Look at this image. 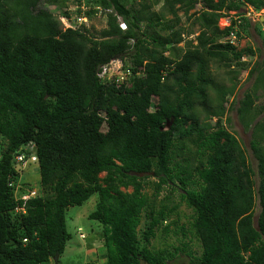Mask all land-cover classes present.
<instances>
[{"label":"trees","instance_id":"16d2710c","mask_svg":"<svg viewBox=\"0 0 264 264\" xmlns=\"http://www.w3.org/2000/svg\"><path fill=\"white\" fill-rule=\"evenodd\" d=\"M124 1H75L76 14L86 19L99 12L95 8L110 11L96 36L86 23L62 30L47 8L57 0H0V264L58 260L70 239L66 210L93 195L97 202L88 218L102 227L106 264H264V154L251 146L254 172L221 126L226 93L219 91L215 123L199 125L193 113L195 101L210 104L209 61L253 56L250 48L227 43L231 31L249 27L248 17L236 14L222 30L219 20L248 7L260 12L264 0H196L201 10L189 16L198 26L196 44L188 41L182 54L176 48L184 34L177 11H191L195 0H165L171 19L153 12L147 0H140L139 9ZM115 58H128L131 65L125 66L139 74L122 88L97 76ZM252 105L247 95L241 112ZM188 139L205 158L197 166L188 157L176 160ZM26 146L33 149H21ZM21 153L36 157L46 196L22 201L23 189L16 196L14 157ZM149 177L156 179L152 200L143 193ZM164 189L170 193L155 208ZM176 190L194 212L191 232L199 256L182 259L181 248L174 254L148 248L154 231L179 208L167 206Z\"/></svg>","mask_w":264,"mask_h":264},{"label":"rangeland","instance_id":"374dc122","mask_svg":"<svg viewBox=\"0 0 264 264\" xmlns=\"http://www.w3.org/2000/svg\"><path fill=\"white\" fill-rule=\"evenodd\" d=\"M75 1L57 0L55 4L47 6L48 10L60 21L62 30L69 28V26H75L77 24L75 20L82 18V14H76L78 5ZM164 1L147 0V2L154 4L152 8L153 12L162 14L166 19H169L172 16L168 12L169 8H164ZM195 2L197 1L195 0ZM123 4L132 9H139L141 3L140 0H125ZM199 4L197 2L195 8L186 14L184 10L178 9L177 11V15L180 18L179 26L183 28L185 38H188L191 34L192 36L189 38L193 37L192 39H194L198 34V26L194 21L195 19L189 16L201 10V5ZM82 7L81 4V8L79 9L81 13L84 12ZM175 8H178V6ZM64 12L70 15L69 19H65L62 16ZM102 13L98 12L90 19L85 18L90 33L96 36L100 30L106 27L107 16L105 14L110 13V11L106 10L104 14ZM239 13H243L248 17L250 25L245 29H238L235 47L237 50L250 48L253 51V56H246L240 62L236 60H229L228 62H219L218 60L209 61L207 74L212 79V85L208 87L207 95L210 104L209 106H202L195 101L193 113L199 125L215 123L218 119L214 115L219 110L217 107L220 95L219 91L226 93V102L223 104V112L219 118L221 126L236 138L245 153L250 167L256 172L257 160L251 146L255 145L260 148L264 154V8L260 12H254L251 8H244L238 13L231 12L228 17L219 20L218 27L221 29L225 28L229 25V20ZM161 35L163 36L165 33L161 32ZM188 40L185 42H188ZM181 47L177 46V48ZM166 54L168 53L166 52ZM123 62L124 64L131 65L128 58L123 59ZM254 68H256V71L250 75ZM247 95L253 100V105L249 111L242 113V102ZM183 144H185L187 150L183 152L182 157L176 159L178 162L183 163V158L188 157L194 166H197L201 161H204V157L195 154L197 148L193 145L191 139L184 140ZM4 149L5 143L0 137V153ZM32 149L31 147L30 151ZM17 172L18 183L17 190L15 191L16 196L19 194L18 189H23L24 194L34 192L35 196L47 195L39 186L37 161L31 162V160H27L25 166L18 168ZM104 175L101 174L100 178H103ZM254 180L257 181V176H255ZM155 183L156 179L149 177L143 184V193L151 200L155 192ZM131 191V188L126 189V192ZM169 193V189H164L160 193L157 200H155V208L160 205V200L168 196ZM48 194L50 195V193ZM180 194L181 191L176 190L170 196V200L167 202L168 208H171L172 205H179V208L168 217L162 226L154 231V237L150 240L148 248L154 252L164 251L169 254H174L175 249L181 248L184 250L181 258L186 259L185 256L188 254L199 256L201 247L191 232L194 212L180 199ZM96 202L97 196L93 195L82 206L69 207L66 210V228L70 239L67 242L64 253L58 260L51 259L50 264H106L102 249V227L96 221L88 218L89 214L94 211ZM146 212L142 214V223L138 231L139 234H141L145 227ZM258 212L259 208L256 206L254 220H256ZM164 226H168L167 232L164 231Z\"/></svg>","mask_w":264,"mask_h":264},{"label":"built area","instance_id":"2783aa9c","mask_svg":"<svg viewBox=\"0 0 264 264\" xmlns=\"http://www.w3.org/2000/svg\"><path fill=\"white\" fill-rule=\"evenodd\" d=\"M80 8H81V6H80ZM96 9H98V11L101 12V10H99V8H96ZM82 10H85V8L82 7ZM75 22L77 24L74 23L75 26H69V28H76V26L78 27L81 23H86V20L84 17H82V18H77L75 20ZM118 26L121 30L126 29L125 24L121 21H119ZM227 43L232 45V46H236V43H237V31H236V29H234L233 31L230 32V34L227 38ZM122 62L123 61L122 60L120 61V59H112L108 63L100 66L99 71L97 73L98 78L100 80L109 81V82L114 81L116 86H118V88H122L123 87L122 85L129 84V80H131V78L133 76H136L139 74L132 73L131 69L129 67H126L124 62L122 64ZM27 148H29V150H30L31 147L27 146L24 148V150ZM27 160H31V162L37 161L36 157L33 155L30 156L29 158H26L23 153L16 154V156L14 157V169H15V171L17 172L18 168L25 166ZM34 196H35L34 192H30V193L28 192L27 194L22 195L19 199L22 201H26L27 199L34 197ZM22 211H23L22 208H16L14 210L15 213H21ZM25 241L26 240H24V242Z\"/></svg>","mask_w":264,"mask_h":264},{"label":"crops","instance_id":"0c3cea01","mask_svg":"<svg viewBox=\"0 0 264 264\" xmlns=\"http://www.w3.org/2000/svg\"><path fill=\"white\" fill-rule=\"evenodd\" d=\"M248 8H250V7H248ZM244 9V8H243ZM247 9V8H246ZM252 9V8H251ZM249 10V9H248ZM243 14V13H242ZM165 17V16H164ZM172 18V17H171ZM171 18H169V19H171ZM223 18H226V17H223ZM166 19V18H165ZM222 19V18H221ZM230 23V22H229ZM230 25V24H229ZM228 25V26H229ZM228 26H226V27H228ZM225 27V28H226ZM219 29H221V28H219ZM224 29V28H223ZM222 30V29H221ZM197 32H199V30L197 31ZM185 34V33H184ZM184 34H182V37H183V41L180 43V44H178V45H176V48H177V46H182L181 48H177L179 51H178V53L179 54H182V52H184L185 50H186V46H187V42H185L186 40H188V39H192V38H189V37H191L192 35L190 34V36L188 37V38H185V36H184ZM196 37V36H195ZM188 41H192V44L193 45H195L196 44V42L194 41V39H192V40H188ZM180 49H182V50H180ZM180 51H182V52H180Z\"/></svg>","mask_w":264,"mask_h":264},{"label":"water","instance_id":"95a60500","mask_svg":"<svg viewBox=\"0 0 264 264\" xmlns=\"http://www.w3.org/2000/svg\"><path fill=\"white\" fill-rule=\"evenodd\" d=\"M167 129V128H166ZM131 175H136V176H138V177H143L144 176V174H134V173H131ZM145 175H147V174H145Z\"/></svg>","mask_w":264,"mask_h":264},{"label":"clouds","instance_id":"9594fccd","mask_svg":"<svg viewBox=\"0 0 264 264\" xmlns=\"http://www.w3.org/2000/svg\"><path fill=\"white\" fill-rule=\"evenodd\" d=\"M119 21H121V20H119ZM119 21H118V22H119ZM121 22H122V21H121ZM118 24H119V23H118ZM125 26H126V25H125ZM118 27H119V26H118ZM120 30H121V29H120ZM115 59H119V58H115ZM120 60H121V59H120ZM26 147H27V146H26ZM24 148H25V147H22V150H24ZM25 150H29V148H27V149H25Z\"/></svg>","mask_w":264,"mask_h":264}]
</instances>
